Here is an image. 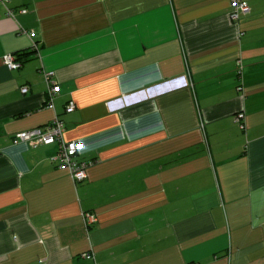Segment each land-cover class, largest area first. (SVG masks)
Here are the masks:
<instances>
[{"label":"crops","instance_id":"obj_1","mask_svg":"<svg viewBox=\"0 0 264 264\" xmlns=\"http://www.w3.org/2000/svg\"><path fill=\"white\" fill-rule=\"evenodd\" d=\"M247 1L236 23L231 0H0V264H264V0ZM56 116L83 180L58 143L14 142Z\"/></svg>","mask_w":264,"mask_h":264},{"label":"built area","instance_id":"obj_2","mask_svg":"<svg viewBox=\"0 0 264 264\" xmlns=\"http://www.w3.org/2000/svg\"><path fill=\"white\" fill-rule=\"evenodd\" d=\"M231 5L232 10L230 13V18L236 23L239 21L241 14H245L250 11V6L247 0H231ZM21 11L27 12V9H22ZM8 14L14 16V12L9 9ZM21 32L27 33L31 37L35 36L33 31H28L26 29H21ZM33 46L36 51H39L38 43L34 42ZM4 62L10 69H19L22 67V62L17 60V57L14 54L5 55ZM238 67L239 75H241L243 72L241 59L238 60ZM44 77L47 84L46 104L48 107L53 108L55 98L61 89L60 84L55 79L54 71H45ZM28 90L29 89L27 86L22 87V91L24 93L28 92ZM75 108V102L70 101L66 106V111L72 112ZM234 119L242 129L246 128V115L244 112L237 113ZM65 130V121L59 116H56L53 122L47 126L36 127L17 133V135L14 137V142H29L33 146L58 143V150L54 156V161L59 165V167L66 168L75 181L83 180L87 177V170L90 166V163L88 162L76 160L79 151L83 148V143L81 141L67 140L64 135ZM83 220L88 227H91L96 223L97 215L94 212L85 211L83 213ZM84 255L87 258H93L92 253H86Z\"/></svg>","mask_w":264,"mask_h":264},{"label":"trees","instance_id":"obj_3","mask_svg":"<svg viewBox=\"0 0 264 264\" xmlns=\"http://www.w3.org/2000/svg\"><path fill=\"white\" fill-rule=\"evenodd\" d=\"M14 55H16L17 60H20V56H21L22 54H19V56H18V53H15Z\"/></svg>","mask_w":264,"mask_h":264}]
</instances>
